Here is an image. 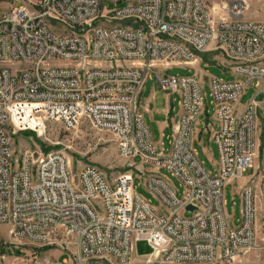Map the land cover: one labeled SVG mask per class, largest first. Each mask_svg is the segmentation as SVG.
<instances>
[{"label": "built area", "instance_id": "2783aa9c", "mask_svg": "<svg viewBox=\"0 0 264 264\" xmlns=\"http://www.w3.org/2000/svg\"><path fill=\"white\" fill-rule=\"evenodd\" d=\"M22 2L0 8V225L9 227L10 243L62 247L58 237L74 238L76 256L63 264H130L136 241L172 263L242 264L251 251L260 259L264 22L244 19L241 0L221 7L217 18L207 0ZM207 51L229 62L235 77L207 80L217 127L214 174L193 145L206 112L205 81L198 73L164 74L171 67L192 68ZM152 72L163 91L177 96L167 150L153 141L139 105ZM252 83L255 92L239 109ZM81 118L116 138L118 154L130 160L159 207L133 190L132 173L109 180L92 165L73 172L60 152L13 157V130L26 129L27 119L71 129ZM254 168L255 176L238 192L239 224L231 226L224 188ZM161 169L179 181L180 198ZM43 262L51 264L48 258Z\"/></svg>", "mask_w": 264, "mask_h": 264}, {"label": "rangeland", "instance_id": "374dc122", "mask_svg": "<svg viewBox=\"0 0 264 264\" xmlns=\"http://www.w3.org/2000/svg\"><path fill=\"white\" fill-rule=\"evenodd\" d=\"M243 2V0H241ZM231 0H208L207 4L212 8L216 5L213 14L217 18L223 14L221 7L229 5ZM244 3V2H243ZM24 4L22 0H0V8L6 9L9 5L11 7H20ZM257 12V15L252 17V20L260 21L264 19V0H257L248 5L244 10V18L247 19L248 13ZM59 29V27L54 26ZM201 62L196 67L203 76H214L222 78L226 81L233 80L235 77L230 68L221 64L217 58L222 57L217 52H204L199 55ZM155 71V70H154ZM196 69L187 66H177L167 69L166 75H191L195 73ZM151 78H147L144 88L152 85L159 88L155 83V73L150 74ZM205 81V114L199 117V123L202 125L207 121L215 123L213 120V106L210 103L209 87L207 85L206 77H202ZM255 92L254 83L250 84L244 91V94L239 102L242 106L248 102ZM199 125L197 129L201 128ZM40 128V129H39ZM195 130V132H196ZM196 136V135H195ZM197 137V136H196ZM202 145L207 147V136L203 135L201 138ZM12 140V154L14 158H21L25 152L32 153H50L60 152L64 154L70 164L73 172H78L83 166L92 165L100 169L109 180H114L117 176L122 174L132 173L133 190L139 195L143 196L153 207H159V202L154 195H152L142 184L141 179L138 178V172L131 166L130 160L122 158L117 151L116 138L109 132L97 130L92 127L86 118L79 119L74 128L66 129L60 122H41V126L26 128L23 130H13L11 136ZM164 150L169 148L168 140L162 139ZM194 147L198 151L199 159L203 161L205 168L215 173L214 163L217 161L218 152L214 144H210V150L213 158L211 160L205 158L201 153V145L199 139L194 141ZM261 161L262 155L259 152L258 156ZM257 161L259 168H262L260 161ZM135 164L140 166L139 160H134ZM143 169H149L144 166ZM257 170L247 169L243 172V177L240 180L228 183L224 188L225 199V213L231 226H237L240 219V187L248 182L249 178L255 176ZM160 173L166 175L172 181L177 189V195L180 198L182 195V188L179 181L171 176L170 172L161 169ZM257 175H263L264 172L259 170ZM262 189L264 180L261 184ZM190 216V213H186ZM9 227L7 225H0V264H46L43 262L48 258L51 264H63L66 258L70 257L74 260L76 256V246L74 238L58 237L56 241L62 244L53 245L47 248H39L33 245H14L10 243L8 235ZM63 254V255H61ZM61 255V256H60ZM60 256V257H59ZM59 257V258H58ZM58 259V261H57ZM242 264H264V251L262 258L258 259L256 252L251 251L244 255L241 259ZM74 264V262L68 263ZM130 264H211L204 262H166L156 255H152V250L145 241H136L133 244Z\"/></svg>", "mask_w": 264, "mask_h": 264}, {"label": "crops", "instance_id": "0c3cea01", "mask_svg": "<svg viewBox=\"0 0 264 264\" xmlns=\"http://www.w3.org/2000/svg\"><path fill=\"white\" fill-rule=\"evenodd\" d=\"M254 1H257V0H243L244 7L245 8L248 7V5L250 3H252V2H254ZM207 2H208V0H207ZM215 7H216V5L214 4V6L212 7L213 12L215 11ZM245 8H244V10H245ZM255 15H257L256 11L254 13L253 12L252 13H248L247 14V19H246V18H244V13H243V18L246 19V20H249V21H254V22H264V19L260 20V21L252 20V17L255 16ZM217 59L221 61L220 62L221 64H223L226 67L230 68V63L227 62L224 58L219 57ZM199 63H200V61H198V60L193 62V67L192 68L196 69L195 73H198L201 78L202 77H206V79L208 80L209 76L207 77V76L201 75V72L196 67V65H198ZM148 78H151V76H149ZM145 83H146V81H145ZM145 83L143 85V89H142V92L140 94L139 105H140V108H141V110L143 112L144 121H145V123L147 124V126H148V128L150 130V133H151V136L153 138V141L155 142V144L163 147V143H162L161 140L162 139H167L168 140V144H169L170 136H171V132H172V127H173V125H174V123L176 121L177 115L179 113V108H178V104H177V96L176 95H171V94L163 91L160 87L157 88L154 85H152L151 87H147L145 89L144 88ZM242 107H243V105L242 106L239 105V109H241ZM206 123H209L210 127L207 130H203L202 127L200 129H197L196 132H195V135L197 137L196 136H194V137H195V140L199 139V143L201 145V153H202V155L205 158L211 160L213 158V155H212V152L210 150L209 145L210 144H214V142L212 140V133L214 131H216L217 127H216V124L212 123L211 121H207ZM206 123H204L202 125H205ZM203 135L207 136V142H208V146L207 147L202 145V141H201L200 138ZM195 150H196V152L198 154V151H197L196 148H195ZM198 157H199V155H198ZM260 163H262V162L260 161ZM256 181H257V185H259L260 181H261V178H257ZM260 258H262V254H261Z\"/></svg>", "mask_w": 264, "mask_h": 264}, {"label": "bare ground", "instance_id": "6f19581e", "mask_svg": "<svg viewBox=\"0 0 264 264\" xmlns=\"http://www.w3.org/2000/svg\"><path fill=\"white\" fill-rule=\"evenodd\" d=\"M27 123L29 125L27 128H33V127L41 126V123L35 122L34 119H27Z\"/></svg>", "mask_w": 264, "mask_h": 264}, {"label": "water", "instance_id": "95a60500", "mask_svg": "<svg viewBox=\"0 0 264 264\" xmlns=\"http://www.w3.org/2000/svg\"><path fill=\"white\" fill-rule=\"evenodd\" d=\"M188 209L193 210L194 208L192 206H188Z\"/></svg>", "mask_w": 264, "mask_h": 264}]
</instances>
